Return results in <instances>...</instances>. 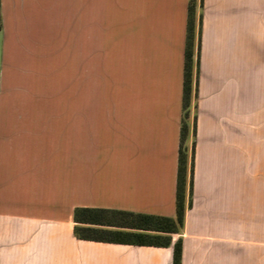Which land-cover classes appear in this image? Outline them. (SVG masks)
<instances>
[{
  "label": "crops",
  "instance_id": "1",
  "mask_svg": "<svg viewBox=\"0 0 264 264\" xmlns=\"http://www.w3.org/2000/svg\"><path fill=\"white\" fill-rule=\"evenodd\" d=\"M189 1L77 0L78 101L55 102L18 58L47 63L70 0H1L0 264H173V246L78 239L74 211L176 217ZM180 237L182 264H264V0H204Z\"/></svg>",
  "mask_w": 264,
  "mask_h": 264
},
{
  "label": "trees",
  "instance_id": "2",
  "mask_svg": "<svg viewBox=\"0 0 264 264\" xmlns=\"http://www.w3.org/2000/svg\"><path fill=\"white\" fill-rule=\"evenodd\" d=\"M203 19L204 0H190L184 53L176 217L79 207L74 211V232L78 239L135 246H173V264H182L183 238L173 242V235L182 234L186 214L193 207ZM2 31L0 0V33Z\"/></svg>",
  "mask_w": 264,
  "mask_h": 264
},
{
  "label": "rangeland",
  "instance_id": "3",
  "mask_svg": "<svg viewBox=\"0 0 264 264\" xmlns=\"http://www.w3.org/2000/svg\"><path fill=\"white\" fill-rule=\"evenodd\" d=\"M76 3L77 0H70V13L69 16L67 15L64 19L63 29L54 28L48 30V36L51 39L49 43L51 44L47 43L48 47H46L48 50L47 63L45 62V54L42 49L41 56H39L42 60L38 58V62L32 59L30 61L29 57L26 58L27 54L22 58H18V61L24 58L22 60L24 61L23 64H28L30 69L35 72L38 70L39 73H44V71L47 70L49 77L51 76L50 73H53V78H48V83L44 80L42 82L39 80L37 89H40L39 85L44 86L42 92L37 93V99L39 101H78V14ZM38 49L40 50V47H37V51ZM35 63H37L38 66ZM90 69H92V67ZM92 89V87H87V101L101 100V97H104L103 95H97L96 97Z\"/></svg>",
  "mask_w": 264,
  "mask_h": 264
}]
</instances>
